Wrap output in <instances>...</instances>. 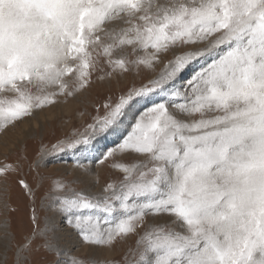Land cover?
Returning a JSON list of instances; mask_svg holds the SVG:
<instances>
[{
  "label": "snow or ice",
  "instance_id": "snow-or-ice-1",
  "mask_svg": "<svg viewBox=\"0 0 264 264\" xmlns=\"http://www.w3.org/2000/svg\"><path fill=\"white\" fill-rule=\"evenodd\" d=\"M201 42L204 48L173 53L164 72L105 105L91 135L60 148L83 154L79 172L134 105H150L132 116L118 144L146 159L121 165L120 180L98 193L87 190L86 173L50 184L46 207L59 223L46 218L14 245L12 264H30L34 251L49 257L44 264H61L58 232L113 246L136 234V222L142 227L149 214L157 222L134 241L138 260L125 264H264V0H0V91L16 94L0 99V119L19 120L52 102L33 97L31 88L74 95L89 85L102 57L113 71L149 70L161 55ZM201 60L177 88V78ZM159 93L164 98L152 102ZM185 114L199 118L185 122ZM16 170L0 165V177ZM19 184L34 198L32 186ZM31 221L38 224L35 210ZM0 233L7 250L14 236Z\"/></svg>",
  "mask_w": 264,
  "mask_h": 264
},
{
  "label": "rangeland",
  "instance_id": "rangeland-1",
  "mask_svg": "<svg viewBox=\"0 0 264 264\" xmlns=\"http://www.w3.org/2000/svg\"><path fill=\"white\" fill-rule=\"evenodd\" d=\"M206 43L174 48L167 55H161L158 60H155L151 69L131 68L127 73L113 71L102 57L95 69H90L89 85L74 95L59 94V89L56 87L43 91L31 88L33 97L47 96L52 102L41 107H33L30 115L19 120L6 123L0 119V165L9 164L17 169L7 179L0 177V229H6L14 236L7 250L0 248V255L6 256L7 264L13 262L14 245L22 242L34 228L43 226L46 218H52L54 224L59 223L60 217L46 207L47 189L50 184L55 187L61 181H72L74 176L86 173L87 180L90 182L89 185L87 184V190L98 193L108 183L115 184L120 180L123 176L121 165L131 167L133 163L139 164L146 159L144 154L121 151L118 144L131 130L129 121L132 120V116L139 115L145 107L150 105L144 104L143 101L134 105L124 124L121 125L123 128L120 127L100 139L95 149L87 153V155L93 154L94 157L84 161L79 172L76 161L81 159L83 154L70 150L60 151V148L75 139L91 135L93 128L89 126H95L97 119L105 115V105H114L127 89L140 87L164 72L168 61L173 59V53L180 54L193 48L202 49ZM130 51V48L125 49V53ZM121 55L117 52L113 59L120 58ZM140 55L143 56L144 53L141 52ZM203 63L204 61L201 60L188 67L174 82L175 86L180 88L184 85L192 72ZM109 73H111L110 76ZM65 79L71 84L74 77L67 76ZM15 97L16 94L13 92L0 91V99L10 100ZM163 98V93L153 94L150 97L152 102L157 103ZM169 110L179 112V109L171 105ZM180 118L185 122H191L199 117L198 115L189 117L185 114ZM33 123L36 124L35 129L32 126ZM108 151H111L112 155L103 162H98L102 154ZM21 179L33 187L34 198L28 196L21 188L19 184ZM82 186L79 183L73 185L76 189ZM33 210L36 212L37 225H33L31 221ZM156 222L152 214H149L145 217L142 227L139 226V221L136 222L138 225L136 234H129L126 239L118 240L113 246H93L78 237L63 238L61 236L63 233L58 232L57 235L61 237L59 243L63 249V255L57 258L61 260V264H71L74 258L78 259L80 264H125L126 260H138V257L131 255L132 249L138 247L134 241ZM68 240L72 243H67ZM47 259L49 257L35 251L29 255L30 264H35L37 260L44 264Z\"/></svg>",
  "mask_w": 264,
  "mask_h": 264
},
{
  "label": "bare ground",
  "instance_id": "bare-ground-1",
  "mask_svg": "<svg viewBox=\"0 0 264 264\" xmlns=\"http://www.w3.org/2000/svg\"><path fill=\"white\" fill-rule=\"evenodd\" d=\"M32 126H33V128L35 129V127H36V124L35 123H33L32 124ZM121 128H123V126L121 127ZM72 155V154H71ZM88 156H89V158H91V157H94V155L93 154H88ZM79 158V157H78ZM89 185V184H88ZM51 220H53L52 218H50ZM53 222V221H52ZM63 238H67V237H64L63 236V234L61 235ZM67 243H69V244H71L72 243V241H70L69 242V240H68V242Z\"/></svg>",
  "mask_w": 264,
  "mask_h": 264
}]
</instances>
